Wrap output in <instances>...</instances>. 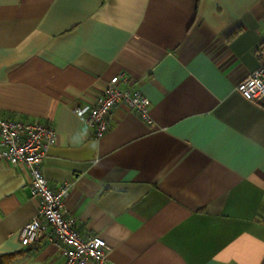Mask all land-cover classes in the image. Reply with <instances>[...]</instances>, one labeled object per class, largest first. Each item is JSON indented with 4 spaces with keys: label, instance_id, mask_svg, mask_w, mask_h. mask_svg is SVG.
Returning a JSON list of instances; mask_svg holds the SVG:
<instances>
[{
    "label": "crops",
    "instance_id": "obj_1",
    "mask_svg": "<svg viewBox=\"0 0 264 264\" xmlns=\"http://www.w3.org/2000/svg\"><path fill=\"white\" fill-rule=\"evenodd\" d=\"M263 44L264 0H0V118L54 128L42 175L68 187L67 219L108 264H264V98L235 91ZM117 76L149 119L117 104L95 139L85 114ZM39 205L0 159L13 264H65L46 241L19 244Z\"/></svg>",
    "mask_w": 264,
    "mask_h": 264
},
{
    "label": "built area",
    "instance_id": "obj_2",
    "mask_svg": "<svg viewBox=\"0 0 264 264\" xmlns=\"http://www.w3.org/2000/svg\"><path fill=\"white\" fill-rule=\"evenodd\" d=\"M258 57L264 55V44L257 48ZM127 79L112 78L95 98L85 114V122L95 139L108 129L110 112L117 104L148 121L150 102L138 91L118 86ZM236 93L244 100L259 103L264 98V63L237 84ZM80 113L78 109L74 111ZM56 132L39 121L3 120L0 118V159L10 165H21L29 176V192L40 202L37 214L18 232L22 247L46 241L58 248L65 264H108L110 247L99 237L82 236L67 219L63 202L68 195L65 185L52 189L41 172V164L48 149L55 143Z\"/></svg>",
    "mask_w": 264,
    "mask_h": 264
},
{
    "label": "trees",
    "instance_id": "obj_3",
    "mask_svg": "<svg viewBox=\"0 0 264 264\" xmlns=\"http://www.w3.org/2000/svg\"><path fill=\"white\" fill-rule=\"evenodd\" d=\"M19 255H0V264H13L15 259H17Z\"/></svg>",
    "mask_w": 264,
    "mask_h": 264
},
{
    "label": "clouds",
    "instance_id": "obj_4",
    "mask_svg": "<svg viewBox=\"0 0 264 264\" xmlns=\"http://www.w3.org/2000/svg\"><path fill=\"white\" fill-rule=\"evenodd\" d=\"M86 135H87V130L85 129L80 136L74 138V142L79 143L80 140L83 138V136H86Z\"/></svg>",
    "mask_w": 264,
    "mask_h": 264
}]
</instances>
